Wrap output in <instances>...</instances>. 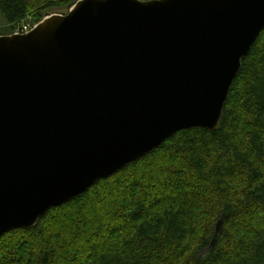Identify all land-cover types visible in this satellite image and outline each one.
Returning a JSON list of instances; mask_svg holds the SVG:
<instances>
[{"label":"water","instance_id":"1","mask_svg":"<svg viewBox=\"0 0 264 264\" xmlns=\"http://www.w3.org/2000/svg\"><path fill=\"white\" fill-rule=\"evenodd\" d=\"M263 29L264 0H78L0 36V238L178 131H216Z\"/></svg>","mask_w":264,"mask_h":264},{"label":"trees","instance_id":"2","mask_svg":"<svg viewBox=\"0 0 264 264\" xmlns=\"http://www.w3.org/2000/svg\"><path fill=\"white\" fill-rule=\"evenodd\" d=\"M76 1L0 0V36ZM0 264H264V29L216 131H178L33 228L7 232Z\"/></svg>","mask_w":264,"mask_h":264},{"label":"built area","instance_id":"3","mask_svg":"<svg viewBox=\"0 0 264 264\" xmlns=\"http://www.w3.org/2000/svg\"><path fill=\"white\" fill-rule=\"evenodd\" d=\"M35 25H30V24H22L19 28H16L15 30H13V32L11 34L14 35H20V34H26L29 31H31V29L34 27ZM10 34V35H11Z\"/></svg>","mask_w":264,"mask_h":264},{"label":"rangeland","instance_id":"4","mask_svg":"<svg viewBox=\"0 0 264 264\" xmlns=\"http://www.w3.org/2000/svg\"><path fill=\"white\" fill-rule=\"evenodd\" d=\"M4 27V24H3V20H2V17L0 16V29H2ZM7 35V34H6ZM12 35V34H11Z\"/></svg>","mask_w":264,"mask_h":264},{"label":"bare ground","instance_id":"5","mask_svg":"<svg viewBox=\"0 0 264 264\" xmlns=\"http://www.w3.org/2000/svg\"><path fill=\"white\" fill-rule=\"evenodd\" d=\"M148 1H149V0H148ZM234 79H235V78H234ZM205 130H206V129H205ZM207 131H208V130H207ZM209 132H210V131H209ZM155 149H156V148H155ZM150 152H151V151H150ZM150 152H149V153H150ZM142 157H143V156H142ZM133 162H134V161H133ZM114 174H115V173H114ZM94 184H95V183H94ZM89 188H90V187H89ZM89 188H88V189H89ZM88 189H87V190H88ZM87 190H86V191H87ZM11 231H12V230H11ZM211 243H212V242H211Z\"/></svg>","mask_w":264,"mask_h":264}]
</instances>
